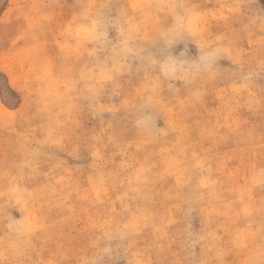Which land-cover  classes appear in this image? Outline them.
I'll list each match as a JSON object with an SVG mask.
<instances>
[{
    "label": "rangeland",
    "instance_id": "374dc122",
    "mask_svg": "<svg viewBox=\"0 0 264 264\" xmlns=\"http://www.w3.org/2000/svg\"><path fill=\"white\" fill-rule=\"evenodd\" d=\"M0 264H264V0H0Z\"/></svg>",
    "mask_w": 264,
    "mask_h": 264
},
{
    "label": "snow or ice",
    "instance_id": "6c2138e0",
    "mask_svg": "<svg viewBox=\"0 0 264 264\" xmlns=\"http://www.w3.org/2000/svg\"><path fill=\"white\" fill-rule=\"evenodd\" d=\"M149 62H154L155 58L149 54V56L146 58Z\"/></svg>",
    "mask_w": 264,
    "mask_h": 264
}]
</instances>
